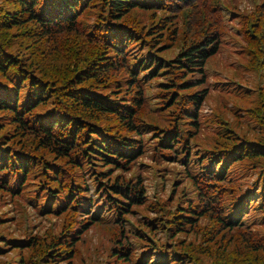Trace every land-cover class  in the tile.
Instances as JSON below:
<instances>
[{
  "label": "trees",
  "instance_id": "1",
  "mask_svg": "<svg viewBox=\"0 0 264 264\" xmlns=\"http://www.w3.org/2000/svg\"><path fill=\"white\" fill-rule=\"evenodd\" d=\"M239 3L0 0V264H264V0ZM229 21L260 80L205 112ZM25 194L61 220L14 236Z\"/></svg>",
  "mask_w": 264,
  "mask_h": 264
},
{
  "label": "rangeland",
  "instance_id": "2",
  "mask_svg": "<svg viewBox=\"0 0 264 264\" xmlns=\"http://www.w3.org/2000/svg\"><path fill=\"white\" fill-rule=\"evenodd\" d=\"M253 0H240V6L244 7L246 5L251 6ZM227 16L230 14L229 10L225 9ZM228 18V17H227ZM229 26L232 28L233 32L225 36L223 49L220 54L217 55L212 61L209 62L208 69L211 74L212 81V94L213 96L206 101L204 105V111L209 112L211 106L215 103L214 94L218 88L230 86L235 90H238L236 86L241 84H248L250 86H255L256 82H259V75L256 73H250L244 70V64L242 59L236 49L240 46L242 39L237 32L235 26L236 21H229ZM241 83V84H240ZM149 134H147L148 136ZM151 151H147L143 158H141V165L144 167L146 173V182L148 187V194L150 197L157 196H167L170 194L174 187V180L172 173H168L163 176L161 173L157 172L156 167L153 165L152 158L150 156ZM91 193L94 194V186H91ZM21 201L24 203L23 206L27 208L24 212L22 209ZM20 202H12L3 207L4 210L8 211L9 220L7 226L9 230L14 232V236H23L25 230H35L44 229L54 222L58 223L61 219L56 214L45 215L42 210L34 209L32 207L34 203L33 197L25 194ZM141 216L139 212L133 214L132 220L136 217ZM32 220V222L30 221ZM37 224V226H33ZM129 226L135 228L134 221H129ZM91 231H89V234ZM165 235V233H163ZM8 251L10 249H7ZM12 253V252H9ZM4 255H6L4 253ZM160 257L156 254L154 258Z\"/></svg>",
  "mask_w": 264,
  "mask_h": 264
}]
</instances>
